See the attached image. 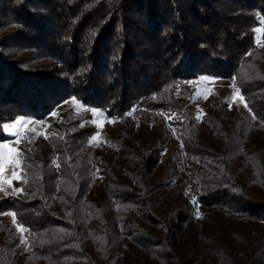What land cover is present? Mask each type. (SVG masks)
I'll use <instances>...</instances> for the list:
<instances>
[{
	"label": "trees",
	"instance_id": "obj_1",
	"mask_svg": "<svg viewBox=\"0 0 264 264\" xmlns=\"http://www.w3.org/2000/svg\"><path fill=\"white\" fill-rule=\"evenodd\" d=\"M200 76L233 80L250 116L219 108L202 129L178 104ZM58 94L167 123L198 186L165 195L144 130L96 198V128L70 112L50 154L24 162L25 196L0 198L26 237L0 220V264H264V0H0V139Z\"/></svg>",
	"mask_w": 264,
	"mask_h": 264
},
{
	"label": "rangeland",
	"instance_id": "obj_2",
	"mask_svg": "<svg viewBox=\"0 0 264 264\" xmlns=\"http://www.w3.org/2000/svg\"><path fill=\"white\" fill-rule=\"evenodd\" d=\"M261 29V28H257ZM255 34L256 45L261 43V31ZM48 68H54V64L41 60ZM187 93H180V104L202 129H207L205 118L208 114H214L217 109L233 112L237 115L250 116L247 105L235 86L233 80L218 76H200L194 80L185 82ZM49 110L42 116L26 114L14 121L3 125V139L0 146L8 145V151L0 148V198L9 195L24 197L27 193L25 171L22 168L28 159L38 161L51 152L49 138L62 133L69 113H85L89 111L96 128L89 146L94 149L93 174L95 177L94 196L100 197L105 188L107 169H112L117 174L118 163L121 159L126 140L133 138L148 130L151 135L150 145L155 147L159 155L158 169L167 177L165 195L173 192L191 194L193 188L198 186L199 168L183 152L178 132L170 125L159 122L148 112L128 111L124 117H110L106 111L99 108L87 107L81 100L75 97H64L58 94L51 99ZM20 121L19 124L16 122ZM6 128L5 126H12ZM154 149V148H153ZM7 154V159H4ZM15 161H18L16 163ZM109 166V167H108ZM19 190V191H16ZM197 218L202 221V210L194 205ZM0 220L7 227L16 231L22 238V244L26 243L24 229L18 226L12 214L0 215ZM23 230H20V229Z\"/></svg>",
	"mask_w": 264,
	"mask_h": 264
},
{
	"label": "snow or ice",
	"instance_id": "obj_3",
	"mask_svg": "<svg viewBox=\"0 0 264 264\" xmlns=\"http://www.w3.org/2000/svg\"><path fill=\"white\" fill-rule=\"evenodd\" d=\"M257 31H261V29H257ZM17 124L20 123V121H17L16 122ZM15 125H12V126H5L6 128H9V127H14ZM0 148H3V149H6L8 150L9 152L12 151L11 149H8V145H2L0 146ZM4 159L6 160L7 159V154H5L4 156ZM16 163H18V161H15ZM0 171H2V166H0ZM0 190H3L2 188H0ZM16 191H19V190H16ZM13 217L15 218V214H12ZM20 230H23L22 228Z\"/></svg>",
	"mask_w": 264,
	"mask_h": 264
}]
</instances>
